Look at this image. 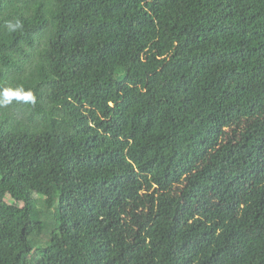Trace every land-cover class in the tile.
I'll use <instances>...</instances> for the list:
<instances>
[{"label":"trees","instance_id":"16d2710c","mask_svg":"<svg viewBox=\"0 0 264 264\" xmlns=\"http://www.w3.org/2000/svg\"><path fill=\"white\" fill-rule=\"evenodd\" d=\"M0 264H264V0H0Z\"/></svg>","mask_w":264,"mask_h":264}]
</instances>
